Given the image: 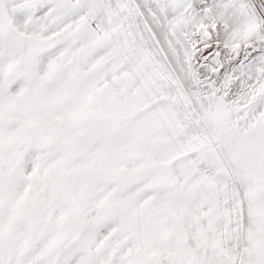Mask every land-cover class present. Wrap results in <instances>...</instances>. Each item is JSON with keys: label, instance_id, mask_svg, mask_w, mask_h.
Wrapping results in <instances>:
<instances>
[{"label": "snow or ice", "instance_id": "obj_1", "mask_svg": "<svg viewBox=\"0 0 264 264\" xmlns=\"http://www.w3.org/2000/svg\"><path fill=\"white\" fill-rule=\"evenodd\" d=\"M0 264H264V0H0Z\"/></svg>", "mask_w": 264, "mask_h": 264}]
</instances>
